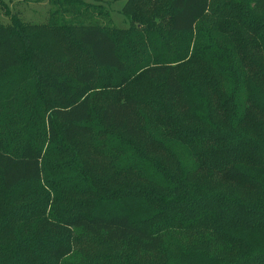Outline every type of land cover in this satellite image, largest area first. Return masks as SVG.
I'll use <instances>...</instances> for the list:
<instances>
[{"label": "trees", "instance_id": "16d2710c", "mask_svg": "<svg viewBox=\"0 0 264 264\" xmlns=\"http://www.w3.org/2000/svg\"><path fill=\"white\" fill-rule=\"evenodd\" d=\"M114 1L124 2L128 27L79 23L74 43L55 22L0 24V97L20 63L15 34L37 28L25 41L40 38L27 50L46 56L32 64L41 89L56 96L49 137L59 122L65 142L89 138L91 148L105 143L120 156L102 167L103 179L117 178L108 189L91 182L88 164H71L81 181L61 230L68 240L125 246L117 264H264V0ZM51 36L65 48L51 46ZM98 69L115 93L104 94L94 122ZM139 73L161 89L145 104L125 90ZM43 175L41 150L29 141L8 150L0 137L5 190ZM134 208L143 213L137 221ZM5 243L0 237V251ZM70 254L62 244L53 252L56 260Z\"/></svg>", "mask_w": 264, "mask_h": 264}, {"label": "rangeland", "instance_id": "374dc122", "mask_svg": "<svg viewBox=\"0 0 264 264\" xmlns=\"http://www.w3.org/2000/svg\"><path fill=\"white\" fill-rule=\"evenodd\" d=\"M62 1L66 0H0V24L13 27V17L31 26L55 22L58 23L55 24L57 32L64 29L72 34L69 42L73 43L77 38L74 26L79 23L128 27L121 14L124 2L100 0L99 9L95 0H71L80 3V11L71 12L69 4ZM169 1L164 0V5H168ZM101 10L102 14L99 13ZM36 31L37 28L30 32L26 29L25 37L18 32L14 36L20 63L18 68L5 77L4 89L9 90L0 97V137L6 141L8 150L18 149L24 142L33 143L42 151L44 175L39 182L12 191L5 190L0 182V237L6 242L3 251H0V264H117L114 257H123L127 251L125 246H110L101 240H88L80 236L68 240L60 228V215L66 212L68 205L71 206V195H76L74 190L80 187L81 176L71 164H88L93 168L91 182L108 189L116 184L117 178L110 172L109 177L103 179L102 167L120 156L112 153L111 156L105 143L91 148L89 138L80 137L69 143L65 142L59 122L55 125L56 137H49L47 120L50 108L47 104L53 103L56 96L51 90L41 89L38 71L32 64L34 58L44 59L46 56L36 54L37 49L32 52L27 50L40 42V38L25 41L28 34ZM55 35L59 34L54 33L52 36ZM52 36L51 46L57 45L60 50L65 48L64 43L54 44ZM79 55L81 60H88L86 50L81 49ZM97 74L99 79L96 90L91 94L94 122L99 121L97 115L104 94L115 93L103 88L105 82L111 83L114 79L101 73L99 69ZM132 79V83L125 87L126 93L141 98L139 101H144V104L145 99L151 97L150 94H161L157 79L148 80L140 73ZM143 106L141 111L145 120V105ZM96 192L97 190L94 193L96 198L100 197V193ZM142 214L134 208L130 216L137 221ZM60 244L70 248L71 254L62 260H56L53 252Z\"/></svg>", "mask_w": 264, "mask_h": 264}]
</instances>
